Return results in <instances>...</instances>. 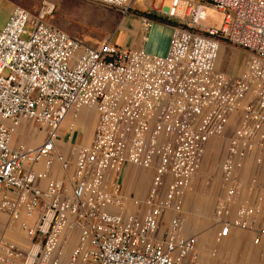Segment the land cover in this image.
<instances>
[{
    "label": "built area",
    "instance_id": "obj_1",
    "mask_svg": "<svg viewBox=\"0 0 264 264\" xmlns=\"http://www.w3.org/2000/svg\"><path fill=\"white\" fill-rule=\"evenodd\" d=\"M85 1L124 16L137 2ZM171 1L159 13L179 21L186 13L188 23L174 28L163 57L111 36L88 45L20 6L0 30V213L30 243L23 250L0 239L1 264H199L184 202L222 137L216 240L253 231L264 248L259 208L245 204L233 216L242 171L264 152V0ZM210 10L222 15L218 28L206 27ZM152 25L144 18L145 34ZM223 43L249 55L242 75L218 71ZM83 110L98 116L88 147L63 137ZM22 129L41 131L44 142L15 147ZM132 167L152 175L144 197L125 190Z\"/></svg>",
    "mask_w": 264,
    "mask_h": 264
},
{
    "label": "rangeland",
    "instance_id": "obj_2",
    "mask_svg": "<svg viewBox=\"0 0 264 264\" xmlns=\"http://www.w3.org/2000/svg\"><path fill=\"white\" fill-rule=\"evenodd\" d=\"M13 1L35 16H41L46 13V23L65 31L91 46L99 44L107 37H114L116 33H120V25L124 17L121 11L85 0ZM171 6V0H138L130 10V13L145 16L152 23L154 21L161 22L172 28L180 25L185 26L188 23L186 13L183 21L169 20L158 13L171 8ZM9 9L8 5L2 8L0 22L4 21ZM49 12L52 13L48 14ZM221 22L222 15L210 10L206 27L218 28ZM26 31L28 34H32L33 27L31 25L28 26ZM29 38V35L23 37L24 40H29ZM141 43L142 39L138 38L134 42V46H140ZM119 46L121 47V45ZM236 49L241 51L239 48ZM238 51H230L227 58H230L235 64L241 66L247 59V55ZM83 112L86 114L87 110H83L78 114L80 115ZM71 118L70 123L66 125V129L69 131V127L74 125L75 134H79L80 138L89 136V134L95 131L97 117L95 119L91 117V123L81 126L77 125L76 119ZM35 136L37 139L41 138L38 145L42 144L44 140L42 132L38 130ZM17 141L21 142V139L18 137ZM30 143L34 144L32 141ZM65 150L68 151L69 148ZM225 152L226 137L218 138L211 142L202 170L192 188L186 193L183 215L186 222V234L197 235L199 242H202L200 256L198 255L199 264H256V260L252 258V254L250 253L249 244L246 242L247 237L251 236L248 231H235L233 240L229 239L221 243H218L216 240L218 228L215 225L214 218L218 203L225 195L220 171ZM127 175L130 180L133 179L136 182L133 183L131 182L132 180L128 182L125 185V190L132 191L141 197L147 195L152 175L149 172L133 167L128 170Z\"/></svg>",
    "mask_w": 264,
    "mask_h": 264
},
{
    "label": "crops",
    "instance_id": "obj_3",
    "mask_svg": "<svg viewBox=\"0 0 264 264\" xmlns=\"http://www.w3.org/2000/svg\"><path fill=\"white\" fill-rule=\"evenodd\" d=\"M5 5H8L10 9L4 21L0 22V30L4 29L6 24L9 22L15 8L19 6L13 0H0V14L2 12V8ZM144 18L146 17L139 14H131V13L124 16L120 25L121 28V30H119L120 33L118 34L116 33L113 37L114 42L116 44L121 45L122 48L127 50L144 49L147 53H149L152 56H159V57L166 56L169 52L170 42L174 28L167 26L161 22L154 21L150 31L147 34H145L143 30ZM138 38L142 39V43L140 46H134V42ZM223 44L221 45L222 46L221 53L217 64L218 71L229 76L242 75L246 69V64L247 61L249 60V55L242 50L238 51L235 47H232L228 44L225 45ZM230 51L243 52L244 54L247 55V59L241 66L237 65L230 58H227ZM91 117H93V119L97 117V122H98L97 114L93 111H88V110L86 114H84L83 112L82 114L80 115L78 114L77 116H75V119L77 121V125L81 126L91 123V119H92ZM71 119L72 118H70L64 125L63 137L65 138L66 142L79 147L90 146L95 131L92 130L93 132L89 134V136H85L84 138H80L79 134L74 133L72 138L67 134V129H66V125L70 123ZM25 133H26L25 129L20 130L17 138L19 137L21 139V142L20 141L18 142L16 138L15 147L19 146V143H27L28 145H32L33 147L38 146L39 142L41 141V138L37 139L36 136L29 137L26 136ZM43 139L45 140V136L43 137ZM30 141H32V143L34 144H31ZM259 160L260 163H258ZM127 174L128 171L125 176V185L131 180H132L131 182L133 183L136 182V180L133 179L130 180ZM59 177L64 179L66 177V174L61 173ZM253 180H255L254 184H253ZM241 184L243 188L238 201L235 203L233 207V216H235L239 207L245 204H250L252 207L259 208L260 214L258 215L254 225V230H257L261 226L264 220V152L257 154L248 162L246 169L241 176ZM251 189H254L253 196H251L250 193ZM235 231L237 230H233L231 235L226 240L229 239L233 240L234 239L233 234ZM248 233L251 236H248L247 237L248 239L246 238L247 239L246 242L249 244V250L250 253L252 254V258L256 260L255 261L256 264H264V248L260 246H256L254 244L255 234L253 231H248ZM193 236L198 237L197 235H193ZM0 239H3L10 244L16 245L17 247L23 250H28L30 246V243L25 233L20 230L19 225L10 223L8 216L1 213H0ZM252 244L254 245V247ZM200 249H202V242H199V237H198L197 251L199 256H200Z\"/></svg>",
    "mask_w": 264,
    "mask_h": 264
},
{
    "label": "bare ground",
    "instance_id": "obj_4",
    "mask_svg": "<svg viewBox=\"0 0 264 264\" xmlns=\"http://www.w3.org/2000/svg\"><path fill=\"white\" fill-rule=\"evenodd\" d=\"M74 118V117H73Z\"/></svg>",
    "mask_w": 264,
    "mask_h": 264
}]
</instances>
